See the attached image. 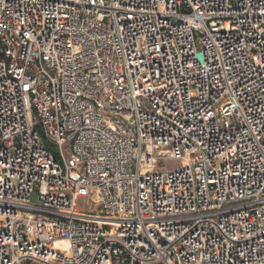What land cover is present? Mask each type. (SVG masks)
Listing matches in <instances>:
<instances>
[{
    "label": "built area",
    "instance_id": "obj_1",
    "mask_svg": "<svg viewBox=\"0 0 264 264\" xmlns=\"http://www.w3.org/2000/svg\"><path fill=\"white\" fill-rule=\"evenodd\" d=\"M24 261L264 264V0H0V264Z\"/></svg>",
    "mask_w": 264,
    "mask_h": 264
},
{
    "label": "rangeland",
    "instance_id": "obj_2",
    "mask_svg": "<svg viewBox=\"0 0 264 264\" xmlns=\"http://www.w3.org/2000/svg\"><path fill=\"white\" fill-rule=\"evenodd\" d=\"M163 166L167 169V170H175L181 167V162L177 161V160H164L162 162ZM33 203L36 204L37 203V196L34 195L33 196ZM59 252H66L68 250V245L67 244H60L57 247ZM23 264H40V263H36V262H32V261H24Z\"/></svg>",
    "mask_w": 264,
    "mask_h": 264
},
{
    "label": "trees",
    "instance_id": "obj_3",
    "mask_svg": "<svg viewBox=\"0 0 264 264\" xmlns=\"http://www.w3.org/2000/svg\"><path fill=\"white\" fill-rule=\"evenodd\" d=\"M49 149L52 151V153H53L55 156H58V152H57V149H56L55 147H50Z\"/></svg>",
    "mask_w": 264,
    "mask_h": 264
}]
</instances>
